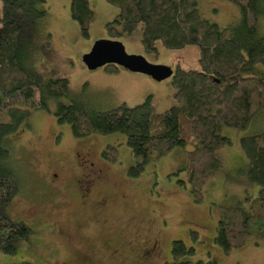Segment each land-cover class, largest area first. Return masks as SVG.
<instances>
[{
  "label": "rangeland",
  "instance_id": "374dc122",
  "mask_svg": "<svg viewBox=\"0 0 264 264\" xmlns=\"http://www.w3.org/2000/svg\"><path fill=\"white\" fill-rule=\"evenodd\" d=\"M191 1L197 3L206 18L222 26L233 25L241 18L238 6L228 0ZM90 2L96 16L89 37L82 35L71 16V0L39 4L40 9L48 11L42 27L52 34L64 58L62 74L69 78L72 90L77 93L88 83L83 96L94 109L122 102L134 106L149 95L153 96L155 112L171 107L172 77L157 81L124 67L115 72L105 66L87 67L84 55L98 39L109 38L106 23L118 13V8L106 0ZM1 6L0 0V13ZM259 34H264V16L259 20ZM121 40L129 53L144 55L153 63L199 69L198 48L194 45L174 50L158 44L160 56L154 58L146 53L139 37ZM38 66L45 69L43 61ZM257 69L264 74V66L258 65ZM63 100L70 102L69 98ZM49 107L50 111L28 106L32 110L30 126H22L9 136L10 156L6 163L20 179V192L8 212L15 220L28 223L34 233L15 254H0V262L163 264L171 259L172 241L183 239L196 247L193 260L207 261L211 257L218 264H264L262 222L251 228L244 246L229 254L214 242L220 216L215 203L232 204L246 196H264V187L248 179L247 158L239 145L241 136L264 129V118L254 119L243 132L225 129L232 143L222 150L224 168L206 184L204 201L196 203L189 189L178 183L185 178L179 170L182 152L174 154V150L147 164L138 177H130L128 170L136 158L125 135L93 133L77 138L70 124L58 122L57 103L51 102ZM109 144L119 148L115 161L102 156ZM90 162H94L96 172L89 168ZM99 169L103 170L101 174L97 173ZM193 230L199 232L198 240L192 239ZM150 248L156 250L145 258Z\"/></svg>",
  "mask_w": 264,
  "mask_h": 264
},
{
  "label": "trees",
  "instance_id": "16d2710c",
  "mask_svg": "<svg viewBox=\"0 0 264 264\" xmlns=\"http://www.w3.org/2000/svg\"><path fill=\"white\" fill-rule=\"evenodd\" d=\"M116 8L115 18L106 23L111 39L139 37L146 53L159 58L161 44L167 49L198 48L199 69L174 68V104L155 112L153 96L131 106L94 109L84 99V88L75 93L62 73L64 58L53 36L42 27L48 11L39 4L46 0H1L0 13V254H15L34 229L8 212L20 192V179L7 165L9 136L29 127L31 109L50 111L68 123L77 138L93 133L126 136L136 163L128 170L138 177L145 166L169 153L182 152L178 183L189 189L196 203L204 201L208 181L224 168L222 153L232 143L226 128L243 132L256 118H264V34L259 20L264 0H228L238 6L241 18L233 25L210 21L191 0H106ZM71 16L83 36L89 37L96 16L90 0H71ZM42 59V60H41ZM43 61L45 69L38 66ZM47 66V67H46ZM49 66V67H48ZM119 71V66H105ZM69 98L70 102H64ZM28 106L31 108H28ZM247 158L248 179L264 187V129L239 138ZM116 145H107L102 156L115 161ZM242 180V179H241ZM243 182V180H242ZM220 213L214 242L226 254L244 246L251 228L264 223V196H246L232 204L215 203ZM199 239V232H191ZM194 244L172 241L171 259L163 264H218L211 257L193 260ZM0 264H35L29 260Z\"/></svg>",
  "mask_w": 264,
  "mask_h": 264
},
{
  "label": "water",
  "instance_id": "95a60500",
  "mask_svg": "<svg viewBox=\"0 0 264 264\" xmlns=\"http://www.w3.org/2000/svg\"><path fill=\"white\" fill-rule=\"evenodd\" d=\"M83 59L90 69L114 64L134 72L145 73L157 81L172 77L175 71L171 65L153 63L144 55L129 53L124 42L119 39H98Z\"/></svg>",
  "mask_w": 264,
  "mask_h": 264
},
{
  "label": "flooded vegetation",
  "instance_id": "af4514ba",
  "mask_svg": "<svg viewBox=\"0 0 264 264\" xmlns=\"http://www.w3.org/2000/svg\"><path fill=\"white\" fill-rule=\"evenodd\" d=\"M78 155H79V157H80V152L78 153ZM83 159H84V157H83ZM86 159L89 160L88 158H85L84 160H86ZM87 160H86V161H87ZM89 166H90L89 168H90L93 172H96V170L94 169V167H95L94 162H90V163H89ZM102 172H103V170H102V169H99L97 173H100V174H101ZM92 180H93V179H91V181H92ZM90 184H91V183H90ZM89 187H90V185H87V190H89ZM105 198H106V197H105ZM105 198H104V199H105ZM154 250H156V249H154ZM154 250H153L152 248L146 250V252H148V253H145V254H144V257H145V258H150L151 255H152V252H151V251H154Z\"/></svg>",
  "mask_w": 264,
  "mask_h": 264
}]
</instances>
